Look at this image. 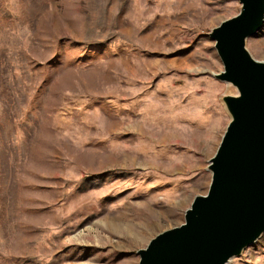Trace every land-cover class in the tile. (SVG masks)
Returning a JSON list of instances; mask_svg holds the SVG:
<instances>
[{
	"label": "rangeland",
	"instance_id": "obj_1",
	"mask_svg": "<svg viewBox=\"0 0 264 264\" xmlns=\"http://www.w3.org/2000/svg\"><path fill=\"white\" fill-rule=\"evenodd\" d=\"M241 8L0 0V264H139L185 222L238 93L210 33ZM227 264H264V234Z\"/></svg>",
	"mask_w": 264,
	"mask_h": 264
},
{
	"label": "water",
	"instance_id": "obj_2",
	"mask_svg": "<svg viewBox=\"0 0 264 264\" xmlns=\"http://www.w3.org/2000/svg\"><path fill=\"white\" fill-rule=\"evenodd\" d=\"M240 12L210 37L224 70L215 77L237 89L223 101L231 116L185 222L140 249L139 264H227L264 234V62L246 48L264 26V0H238Z\"/></svg>",
	"mask_w": 264,
	"mask_h": 264
}]
</instances>
